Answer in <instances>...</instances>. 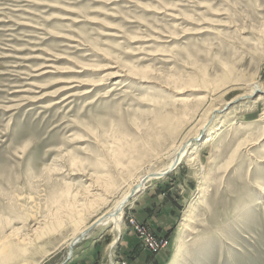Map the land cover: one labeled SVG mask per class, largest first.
Here are the masks:
<instances>
[{
    "label": "rangeland",
    "instance_id": "obj_1",
    "mask_svg": "<svg viewBox=\"0 0 264 264\" xmlns=\"http://www.w3.org/2000/svg\"><path fill=\"white\" fill-rule=\"evenodd\" d=\"M254 87L264 0H0V264H264Z\"/></svg>",
    "mask_w": 264,
    "mask_h": 264
},
{
    "label": "bare ground",
    "instance_id": "obj_2",
    "mask_svg": "<svg viewBox=\"0 0 264 264\" xmlns=\"http://www.w3.org/2000/svg\"><path fill=\"white\" fill-rule=\"evenodd\" d=\"M251 87V86H250ZM257 94L259 93V99H264V89L260 88V87H254L251 91V94ZM262 97V98H261ZM217 111V110H214ZM209 123V122H208ZM205 125V124H204ZM207 125V124H206ZM204 127V126H202ZM218 134V133H217ZM221 134V133H220ZM212 135V134H211ZM216 137V133H214V136H207L204 142V145L209 144L214 138ZM213 138V139H212ZM219 137H217L216 139H218ZM188 141L181 144V146H176L177 148L174 151V154L171 158V160L169 161V163L167 164V166L165 167V169H163L162 171L153 173V174H148V175H144L136 185H134L127 194H124V196L120 199V201H118L116 203V205L113 207L112 210L104 213L103 215H101V217L97 218L94 220V222L91 225L94 226H106V225H111V228L115 231V232H119V226L121 223V214H122V209L124 207V205L126 204V202L128 201V199L133 195V194H137V192H139L140 190H142L145 186V183L147 181H150L152 179H158L162 176H164L168 171H170L171 169H173L174 167L178 166L180 164V162L182 161V159L184 158V156L186 155V149L188 147ZM216 143V140H215ZM188 154V153H187ZM88 230V228H87ZM86 228L84 230V232H82L78 237H82L86 234ZM79 233H77L78 235ZM8 236V235H7ZM78 237L72 239L69 243H68V252H72L73 251V247L74 244L78 241ZM73 238V237H72ZM2 241V240H1ZM80 241V240H79ZM6 248V247H5ZM4 249V248H3ZM2 250V249H1ZM5 250V249H4ZM9 250V249H8ZM2 252V251H1ZM1 257V256H0Z\"/></svg>",
    "mask_w": 264,
    "mask_h": 264
},
{
    "label": "water",
    "instance_id": "obj_3",
    "mask_svg": "<svg viewBox=\"0 0 264 264\" xmlns=\"http://www.w3.org/2000/svg\"><path fill=\"white\" fill-rule=\"evenodd\" d=\"M80 240V239H79Z\"/></svg>",
    "mask_w": 264,
    "mask_h": 264
}]
</instances>
